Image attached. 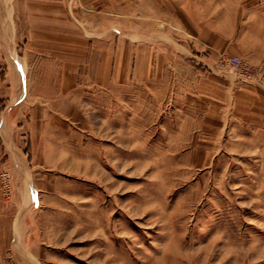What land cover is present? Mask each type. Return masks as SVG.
<instances>
[{
  "label": "rangeland",
  "instance_id": "1",
  "mask_svg": "<svg viewBox=\"0 0 264 264\" xmlns=\"http://www.w3.org/2000/svg\"><path fill=\"white\" fill-rule=\"evenodd\" d=\"M152 1L0 44V264H264V0Z\"/></svg>",
  "mask_w": 264,
  "mask_h": 264
},
{
  "label": "crops",
  "instance_id": "2",
  "mask_svg": "<svg viewBox=\"0 0 264 264\" xmlns=\"http://www.w3.org/2000/svg\"><path fill=\"white\" fill-rule=\"evenodd\" d=\"M66 1L67 0H0V44L3 46L2 49L4 50L6 59L8 61L10 59V63L8 64H11V58L13 59L12 54L14 50L11 45L17 43L21 38L19 28L23 21L30 46L34 48L32 45H40V48H36L38 51L40 50V52L36 54H41L40 56L42 57V55L47 52L50 53L48 59L58 60L60 58L58 55L59 52L55 53V51L49 49L48 45L63 44L65 41L64 36L66 35L65 28L67 20L64 13L66 9L65 6H67ZM152 4L156 6L158 2L155 3V0H153ZM145 5V0H142V4H138L137 11H142L144 13L146 11ZM21 20L22 22H20ZM68 25L72 26L73 24L70 23ZM47 55L48 54H46V56ZM13 60L16 59L14 58ZM15 67L21 74L25 73V77H27V74L30 76L32 72L31 65L28 68L27 63L24 64L20 62ZM14 73L16 72L14 71ZM14 73L12 72V74H10V80L6 83L8 86L12 85V87H8L9 90L6 89V85H2L3 83L0 84V93H4V96L10 97L13 88L15 89L13 77H11L16 76ZM32 79L33 78H29V81H27L29 82L27 83L29 92L31 91V87H33V83H31ZM35 81V84H37L38 81L42 82L43 80L36 79ZM41 89L43 90L44 88L41 87ZM6 102L9 104L8 108L11 109L15 107V103H10V101ZM26 103H28V101H25L24 104H19L20 112L23 109L27 113V110L33 107V103H31V107L25 105ZM10 117L9 115V118Z\"/></svg>",
  "mask_w": 264,
  "mask_h": 264
}]
</instances>
